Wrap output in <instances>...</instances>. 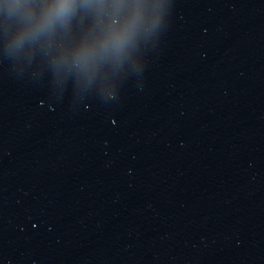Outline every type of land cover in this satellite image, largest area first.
I'll list each match as a JSON object with an SVG mask.
<instances>
[{
	"label": "water",
	"instance_id": "1",
	"mask_svg": "<svg viewBox=\"0 0 264 264\" xmlns=\"http://www.w3.org/2000/svg\"><path fill=\"white\" fill-rule=\"evenodd\" d=\"M7 2L0 264H264V0H106L22 47Z\"/></svg>",
	"mask_w": 264,
	"mask_h": 264
},
{
	"label": "clouds",
	"instance_id": "2",
	"mask_svg": "<svg viewBox=\"0 0 264 264\" xmlns=\"http://www.w3.org/2000/svg\"><path fill=\"white\" fill-rule=\"evenodd\" d=\"M7 15L16 17L20 29L15 46L52 38L69 27L80 9L94 10L103 15L109 5L106 0H51L37 7L33 0H8L4 6ZM138 14L134 13L120 27L105 26L98 34L81 41L74 50V59L88 64L108 56H119L132 39Z\"/></svg>",
	"mask_w": 264,
	"mask_h": 264
}]
</instances>
